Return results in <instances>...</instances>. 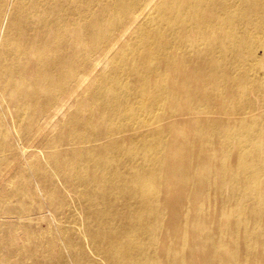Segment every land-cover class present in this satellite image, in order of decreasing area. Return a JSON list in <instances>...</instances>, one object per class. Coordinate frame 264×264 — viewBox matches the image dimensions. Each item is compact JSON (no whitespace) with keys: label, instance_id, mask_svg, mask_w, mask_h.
<instances>
[{"label":"bare ground","instance_id":"bare-ground-1","mask_svg":"<svg viewBox=\"0 0 264 264\" xmlns=\"http://www.w3.org/2000/svg\"><path fill=\"white\" fill-rule=\"evenodd\" d=\"M0 264H264V0H0Z\"/></svg>","mask_w":264,"mask_h":264}]
</instances>
